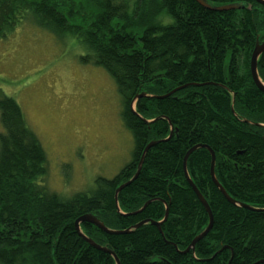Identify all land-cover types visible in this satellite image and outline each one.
Segmentation results:
<instances>
[{"label":"trees","instance_id":"trees-1","mask_svg":"<svg viewBox=\"0 0 264 264\" xmlns=\"http://www.w3.org/2000/svg\"><path fill=\"white\" fill-rule=\"evenodd\" d=\"M207 1L243 9L215 12L195 0H0V41L33 19L84 46L81 62L114 79L134 143L132 162L115 178H98L90 192L65 199L47 189V154L17 101L0 92V264H116L78 235L75 221L92 214L112 230H126L161 222L166 207L163 235L151 224L124 236L88 223L81 230L120 264H264V212L224 198L206 149L193 152L187 168L214 226L195 252L181 253L209 225L184 176V157L194 146L215 152L217 180L232 199L264 209V128L255 125H264V94L250 74L256 41H264V7L254 0ZM258 72L264 83V54ZM209 82L225 88L193 86ZM182 86L188 87L164 100L140 99L136 114L130 108L139 94L165 96ZM232 109L254 124L239 121ZM160 116L169 121L139 118ZM171 128L172 138L148 151L138 178L119 194L118 209L117 189L135 175L148 144L165 140ZM149 201L141 214L128 216Z\"/></svg>","mask_w":264,"mask_h":264},{"label":"rangeland","instance_id":"rangeland-1","mask_svg":"<svg viewBox=\"0 0 264 264\" xmlns=\"http://www.w3.org/2000/svg\"><path fill=\"white\" fill-rule=\"evenodd\" d=\"M85 54L75 38L56 37L33 19L0 41V92L17 101L47 154V189L65 199L133 160L118 87L105 69L82 63Z\"/></svg>","mask_w":264,"mask_h":264},{"label":"water","instance_id":"water-1","mask_svg":"<svg viewBox=\"0 0 264 264\" xmlns=\"http://www.w3.org/2000/svg\"><path fill=\"white\" fill-rule=\"evenodd\" d=\"M258 5L264 7V0H254ZM195 2H197L200 6L208 9V10H211V11H215V12H229V11H234V10H239V9H243V5L242 4H230V5H226V6H214L213 4L209 3L207 0H195ZM264 54V42L261 43L259 40L257 41L256 45H255V48L253 50V53H252V56H251V60H250V73H251V77L253 79V82L255 84V86L258 88V90H260L263 94H264V83L262 82L260 76H259V72H258V61L260 59V57ZM188 86H184V87H181V88H177L176 90H174L173 92L165 95V96H151V95H148L146 93H142V94H139L137 95L134 100L132 101L131 103V110L133 113L136 114V110H135V106H136V103L137 101H139L140 99H143V98H150V99H156V100H164L172 95H174L176 92L182 90V89H185L187 88ZM141 120H143L144 122H146L147 124H150V123H154L158 120V118L156 120H153V121H145L143 119V117H139ZM256 126L258 127H264V125H257L255 124ZM167 140H161V141H154V142H151L148 144V146L145 148L143 154H142V157L140 159V162L138 164V167H137V171L135 173V175L126 183L122 184L119 186V188L117 189L116 191V194H115V202L117 204V207L119 209V200H118V197H119V194L127 187L129 186L130 184H132L139 176L141 170H142V167H143V164H144V161H145V158L147 156V153L150 149H152L153 147H155L156 145H158L159 143L161 142H165ZM199 149H206V150H209L210 153H211V157H212V162H211V177H212V180L213 182L215 183L216 187L219 189V191L222 193V195L224 196V198L232 205L236 206V207H239V208H244V209H247V210H252V211H258V212H264V209H253L249 206H246L244 204H241V203H238L237 201H235L234 199H232L228 193L224 190V188L222 187V185L219 183V181L217 180L216 178V175H215V165H216V157H215V152L210 149L209 146L207 145H197L195 146L194 148L190 149L185 158H184V164H183V168H184V172H185V176L187 178V181L189 182L191 188L194 190L196 196L198 197V200L201 202V204L203 205V207L205 208L208 216H209V225L207 226V228L201 233L199 234L198 236H196L194 238V240L192 241V243L190 244V246L183 252H181L182 254H187L189 253L190 251H193L195 252V248H196V245L201 242L202 240H204L206 238V236L210 233V231L212 230L213 226H214V216H213V213L206 201V199L203 197V195L200 193V191L197 189V187L194 185V183L192 182V180H190L189 178V175H188V171H187V162H188V159L190 157V155L199 150ZM153 201H149L147 202L143 208H141L140 210L134 212V213H131L129 214L128 216H135V215H138V214H141L147 207L148 205H150ZM120 212V210H119ZM168 216H169V209L168 207L166 208V213H165V217L164 219L161 221V222H154L152 220H144L126 230H112L110 228H108L107 226H105L104 223H102L95 215H92V214H85L81 217H79L76 221H75V228L78 232V235L87 243L89 244L91 247L95 248L96 250L98 251H101V252H104L110 256H112L116 262V264H120V261L118 259V257L116 256V254L109 250L107 247H103L99 244H97L96 242H94L92 239L88 238L84 233L83 231L81 230V225L82 224H85V223H88V224H92L94 226H96L100 231H102L103 233L107 234V235H110V236H124V235H129V234H132L134 233L136 230H138L139 228L147 225V224H151L152 226H155L159 229L160 233L163 235L162 231H161V225L167 221L168 219ZM175 249L179 251L178 249V246L177 245H174ZM225 249H228L227 247H224L222 248L219 252H222V250H225ZM218 252V253H219ZM233 258V254H232V257H231V260ZM259 263H264V262H259Z\"/></svg>","mask_w":264,"mask_h":264},{"label":"flooded vegetation","instance_id":"flooded-vegetation-1","mask_svg":"<svg viewBox=\"0 0 264 264\" xmlns=\"http://www.w3.org/2000/svg\"><path fill=\"white\" fill-rule=\"evenodd\" d=\"M257 41H258V39H257ZM257 41H256V43H257ZM261 43H263L262 41H260ZM256 45V44H255ZM251 74V73H250ZM253 80V79H252ZM263 82V81H262ZM211 85H214V86H221V87H223V88H225L222 84H218L217 82H209V83H205V84H194L193 86L194 87H197V88H202V87H204V86H211ZM182 87H184V86H182ZM177 88H181V87H177ZM177 88H175L174 90H176ZM187 89V88H186ZM173 90V91H174ZM182 90H184V89H182ZM173 91H171V92H173ZM181 91V90H180ZM171 92H169V93H171ZM179 92V91H178ZM168 93V94H169ZM177 93V92H176ZM152 96V95H151ZM232 114L236 117V118H238L239 119V121H241L242 123L243 122H245L246 124H248V125H253L254 123H252V122H250V121H248V120H245L244 118H240V116L239 115H237V113L235 112V110L234 109H232ZM159 120H168L166 117H163V116H160L159 118H158ZM151 121H153V120H151ZM169 121V120H168ZM171 124V123H170ZM257 125H261V124H257ZM256 127H258V126H256ZM263 127V126H262ZM264 128V127H263ZM173 132H174V129L173 128H171V132H170V135L165 139V140H167V141H169L171 138H172V136H173ZM166 142V141H165ZM197 146V145H196ZM208 146V145H207ZM195 147V146H194ZM193 147V148H194ZM192 149V148H191ZM210 149H211V147H210ZM209 153H210V151L209 150H207ZM187 154V153H186ZM210 155H211V153H210ZM186 156V155H185ZM215 157H216V154H215ZM185 158V157H184ZM211 162H212V157H211ZM184 164V163H183ZM241 164V163H240ZM242 165V164H241ZM215 167H216V165H215ZM247 166H243V169H245ZM183 170H184V168H183ZM187 171H188V168H187ZM188 175H189V178H190V180H192L191 179V177H190V174H189V172H188ZM216 175V174H215ZM184 176H185V172H184ZM185 178H186V176H185ZM217 178V177H216ZM186 180H187V178H186ZM188 182V181H187ZM192 182H193V180H192ZM189 183V182H188ZM194 183V182H193ZM215 184V183H214ZM195 185V184H194ZM194 191V190H193ZM195 193V192H194ZM201 193V192H200ZM167 208V207H166ZM165 223V222H164ZM163 223V224H164Z\"/></svg>","mask_w":264,"mask_h":264}]
</instances>
